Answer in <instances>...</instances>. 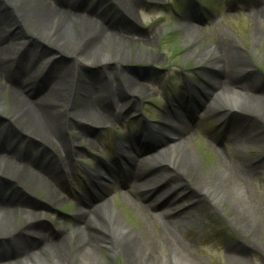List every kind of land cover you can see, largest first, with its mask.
<instances>
[{
    "label": "rangeland",
    "instance_id": "1",
    "mask_svg": "<svg viewBox=\"0 0 264 264\" xmlns=\"http://www.w3.org/2000/svg\"><path fill=\"white\" fill-rule=\"evenodd\" d=\"M15 1L31 9L41 3V0ZM9 3L11 0H0V14L6 19L2 22L4 27L11 31L17 27L14 32L24 34L32 41L33 48L38 46L39 51L48 50L47 54L52 57L50 60H55L58 56L52 48L38 43L28 27L12 16L13 11L7 7ZM259 4L264 8V0H149L136 8L138 21L133 28L116 9H112L110 2H96L98 12L111 17L115 26L131 27L133 42L124 46L122 60L115 56L121 50L117 45L105 48L103 60L78 61L72 70V78L80 81L88 74L104 77L113 70L117 71L115 81L120 82L127 75L134 78L146 93L141 96L140 105L125 120L102 126L85 122L69 132V139L78 147L70 155V166H75V175L70 176V188L52 196L47 187L39 185L27 194L31 216L20 213L17 217L0 218V242L7 247V252L0 251V258L13 260L14 264L23 262L19 260L23 250L12 248L11 251L10 247V244H18V232H29V236L39 240L40 234L48 235L55 230L64 242L51 250L56 251L63 261L69 260L70 255L78 250L79 254L93 255L96 260L102 258L103 264H236L229 255L236 247V252L245 258L246 264H264V106L253 98L255 92L264 94V18L254 11ZM40 30L45 28L39 26L41 33ZM9 42V37L0 38V46H7ZM226 49L239 52L245 66L243 71L247 74L239 78L236 72L232 71L230 75L223 70L221 75L224 80L240 82L238 85L241 87L237 90L245 91L243 94L224 92L212 99L211 95L221 93L222 89L200 90H203L204 81L216 78L213 67L220 62ZM59 57L60 63L72 65V57L65 54ZM43 66L40 63L41 69ZM2 88L0 128L9 125L17 129L18 124L10 115L9 88ZM188 88L197 94L198 99L193 101L195 104L189 102L181 107L178 98ZM44 89L45 86L40 89L38 86L33 96L41 97ZM71 102L70 109L74 110L80 99L74 96ZM219 106L227 109L241 106L259 116V123L254 126L247 124L250 128L245 131L241 129L247 149L237 140L226 137L221 118L212 117L207 112ZM177 113L183 116L184 124L195 126L191 147L202 182L194 194L202 199L201 206H195L192 200L162 204L160 200L155 201L157 193L151 185L132 195L130 200L118 179L107 181L112 187V204L100 220L101 223H111L118 236L113 244L96 247L91 240L95 230L86 229L76 215L79 207H84L79 194L92 179L95 180L91 174L121 154L134 155L131 150H126L128 142H125L132 136H139L145 157L166 150L168 142L156 133L166 115ZM260 134L263 139L256 141ZM135 146L140 148L137 144ZM14 148L31 157L42 151L38 139L22 136L14 140ZM219 148L245 161H261L263 169L251 177L247 187L249 194L245 199L234 182L225 183L226 168L220 162ZM155 159L157 161L158 156ZM161 161V165L172 172L178 168L176 161L167 155ZM152 166L153 163L149 165ZM62 168L66 172L70 170L66 165ZM124 177L121 175L120 179ZM0 186L4 190L15 189L5 174H0ZM212 193L217 196L211 198ZM167 219L181 226L179 231L178 227L174 228L177 242L170 241L163 230V223L169 221ZM135 239L139 240L138 246L132 242ZM41 257L51 260L45 250L39 253L40 260Z\"/></svg>",
    "mask_w": 264,
    "mask_h": 264
},
{
    "label": "bare ground",
    "instance_id": "2",
    "mask_svg": "<svg viewBox=\"0 0 264 264\" xmlns=\"http://www.w3.org/2000/svg\"><path fill=\"white\" fill-rule=\"evenodd\" d=\"M98 1L105 0H41L39 6L33 9L27 5H19L15 0H11L7 5L8 9L13 11L14 18L28 27L38 43L48 44L52 48L58 56L55 60H50L52 57L47 54L48 50L39 51L38 46L33 48L32 41L26 39L24 34L14 32L16 28L14 31L6 29L3 25L5 23H2L6 19L0 14V38L6 36L10 39L7 46H0V91H3L2 87L9 88L10 115L18 124L17 129L10 128L9 125L0 128V174L9 176L11 185L15 187L9 191L0 186V218L17 217L20 213L31 216L27 194L39 185L47 187L52 196H58L70 188V176L75 175L73 162L70 166V155L74 154L78 147L70 140L71 138L69 139V132L85 122L102 126L105 123L115 124L125 120L129 113L140 105L141 96L146 93L134 78L127 75L123 76L120 82L115 81L117 71L113 70L107 72L108 75L104 77L88 74L80 81L72 78V70L78 61L85 63L96 58L103 60L106 55L105 48H115L117 45L121 46V50L115 56L122 60L124 46L133 42L131 27L127 29L115 26L111 17L108 18L104 13L98 12L99 7L96 5ZM106 1L135 28L138 21L135 10L149 0ZM254 11L257 16L264 18L262 4ZM39 26L45 28L44 31L40 30L41 33ZM63 54L73 58L72 65L60 63L59 56ZM40 63L45 65L46 70H40ZM243 64L238 51L226 49L220 62L213 67L216 78L204 81L203 90L200 92L213 88L222 89L219 94L214 92L211 95L212 99L213 96H219L224 92L235 91L243 94L244 89L237 90L241 87V84L238 85L240 82L234 79L224 80L221 75L223 70L228 71L230 75L234 71L239 78H243L247 74L243 71L245 67ZM38 86L39 89L45 86V92L41 97L35 98L33 92ZM190 89L188 88V91L179 98L176 97L180 99L181 107L198 99L197 94ZM255 93L254 100L263 107L264 94ZM74 96L78 97L80 102L76 109L71 110V99H74ZM207 112H210L209 115L212 117L221 118L222 130L226 137L237 140L244 149H247L242 130L250 128L248 125L254 126L259 123L258 115L241 106L234 109L219 106ZM182 120L183 116L177 113L166 115L161 122L156 134L168 142L166 150L145 157L139 136H132L125 142H128L126 150H131L134 155L121 154V157H116L103 169L96 168L95 173L91 174L95 180L92 179V182L83 189V193L79 194L84 207H79L76 215L86 229L95 230L91 240L96 247L113 244L118 236L111 223H101L100 220L112 204L110 195L112 187L106 183L107 181L118 179L130 200L132 195L141 193L151 185L157 193L155 201L160 200L162 204L192 200L195 206H201L202 199L194 194V190H197L202 182L199 179V165L191 147L195 126L184 124ZM18 136L38 139L42 145L41 153L36 157H31L26 152L19 153L14 148V140ZM259 137L263 139L261 134ZM135 144L140 148L137 149ZM218 151L220 162L224 163L226 168L225 183L234 182V186L245 199L249 194L247 187L251 177L263 169L261 161H245L221 148ZM166 155L176 161L178 168L175 172L161 165V159ZM156 156L159 158L157 161ZM151 163L153 166L149 167ZM63 165L70 167L69 172L62 168ZM121 175L125 176L124 179H120ZM215 196H217L215 193L210 195L211 198ZM180 211L182 209L177 212ZM167 220L169 221L163 223V230L169 235L170 241L177 242L174 228L178 227L179 231L181 226L170 219ZM28 234L25 231L18 232V244H10L11 251L12 248L23 250L19 256V260L23 261L21 264H103L102 258L96 260L95 256L79 254L78 250L70 255L69 260L63 261L56 251L51 250L64 242V238H60V233L55 230L48 235L40 234L39 240ZM132 242L136 246L140 244L137 239ZM44 250L50 255V261L42 257L39 259V253ZM0 251L7 252V247L2 242ZM229 255L232 262L246 264L245 258L236 252V247ZM14 263L13 260L0 258V264Z\"/></svg>",
    "mask_w": 264,
    "mask_h": 264
}]
</instances>
